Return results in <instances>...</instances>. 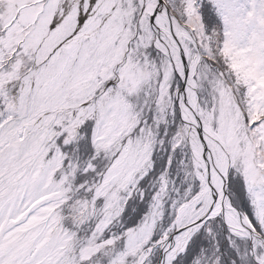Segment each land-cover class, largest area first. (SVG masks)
I'll return each mask as SVG.
<instances>
[{
	"label": "snow or ice",
	"instance_id": "obj_1",
	"mask_svg": "<svg viewBox=\"0 0 264 264\" xmlns=\"http://www.w3.org/2000/svg\"><path fill=\"white\" fill-rule=\"evenodd\" d=\"M0 264H264V0H0Z\"/></svg>",
	"mask_w": 264,
	"mask_h": 264
}]
</instances>
